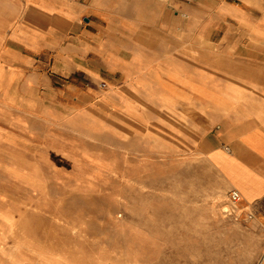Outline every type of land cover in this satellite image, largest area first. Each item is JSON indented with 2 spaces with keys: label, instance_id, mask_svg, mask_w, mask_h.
Instances as JSON below:
<instances>
[{
  "label": "crops",
  "instance_id": "1",
  "mask_svg": "<svg viewBox=\"0 0 264 264\" xmlns=\"http://www.w3.org/2000/svg\"><path fill=\"white\" fill-rule=\"evenodd\" d=\"M44 126L71 160L91 132L111 136L121 182L210 170L159 177L190 182L178 225L135 224L122 202L136 189H115V234L145 248L140 264H201L217 243L204 196L264 242V0H0V174H17Z\"/></svg>",
  "mask_w": 264,
  "mask_h": 264
},
{
  "label": "rangeland",
  "instance_id": "2",
  "mask_svg": "<svg viewBox=\"0 0 264 264\" xmlns=\"http://www.w3.org/2000/svg\"><path fill=\"white\" fill-rule=\"evenodd\" d=\"M42 129L40 143L27 151V163L16 166L17 174H0V264H140L136 258L145 248L121 244L116 237L114 226L123 212L116 205L115 189H136L122 202L135 224L178 225L184 221V189H189L190 182L178 180L176 174L166 180L159 177L194 171L211 176L205 165L182 170L174 165L157 167L153 176L158 179L121 182L115 179L113 149L106 147L113 145L111 136L91 132L76 147V160H71L67 142L50 126ZM104 162L110 163L105 172L99 164ZM202 187L222 189L214 181H204ZM222 200L214 197L218 206ZM207 201L204 196L203 236H213L217 243L203 245L201 264H264L262 232L237 222L238 218L230 221ZM227 237L234 238V245L227 244ZM227 253L234 254V259L227 260Z\"/></svg>",
  "mask_w": 264,
  "mask_h": 264
},
{
  "label": "built area",
  "instance_id": "3",
  "mask_svg": "<svg viewBox=\"0 0 264 264\" xmlns=\"http://www.w3.org/2000/svg\"><path fill=\"white\" fill-rule=\"evenodd\" d=\"M102 86L105 87L104 84ZM230 196H231V199H232V202L233 203H237L238 202V200H239V194L237 193V191H235V190L231 191Z\"/></svg>",
  "mask_w": 264,
  "mask_h": 264
}]
</instances>
